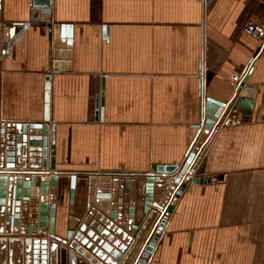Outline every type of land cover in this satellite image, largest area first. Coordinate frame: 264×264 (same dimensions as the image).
I'll use <instances>...</instances> for the list:
<instances>
[{"label":"crops","instance_id":"obj_1","mask_svg":"<svg viewBox=\"0 0 264 264\" xmlns=\"http://www.w3.org/2000/svg\"><path fill=\"white\" fill-rule=\"evenodd\" d=\"M33 7L34 0H1L0 132L8 122H45L50 83L48 151L54 144L56 172L146 173L153 165L181 164L195 146L208 152L215 145L209 172L191 175L208 180L186 185L146 264H264V42L244 31L249 20L264 19V0H52V23L66 32L59 48L72 52L65 70L53 69V33L46 22L31 21ZM6 23L15 27L9 43ZM241 87L253 88L254 96H242ZM209 114L217 119L201 138ZM8 147L4 169H24L8 165L15 146ZM24 176L0 174L12 208L0 237L57 242L29 231L39 204L25 199ZM48 177V195L57 197L53 232L69 238L89 209L88 179L77 177L71 188L70 175ZM128 186L124 198L112 192L111 206L126 212L131 223L120 225L132 233L148 204L170 193L167 184L148 185L144 177L133 197ZM7 239L0 264L24 262L22 246Z\"/></svg>","mask_w":264,"mask_h":264},{"label":"water","instance_id":"obj_2","mask_svg":"<svg viewBox=\"0 0 264 264\" xmlns=\"http://www.w3.org/2000/svg\"><path fill=\"white\" fill-rule=\"evenodd\" d=\"M52 0H34V7L32 10L31 21L46 22L49 30L53 33L54 38V55H53V69L65 70L71 69L72 52L68 49L59 48L61 44L60 38L66 36L64 30L65 26L58 23H52L53 17L49 7ZM1 7V0H0ZM1 21V16H0ZM15 27L12 23H6L4 26V41L9 43L10 37L14 34ZM59 48V49H58ZM48 80L50 77H47ZM45 94V114L43 123H13L8 122L1 126L0 132V174L6 172L25 173L23 184L27 187L24 190L25 199L31 196L39 204V214L36 222L33 223L29 231L31 233L46 234L57 240L48 245V237L46 236H18L7 239L6 236L0 237V243L9 240L10 244H19L24 249V262L19 264H86L84 260L78 258L76 252L83 255L92 264H118L122 258V253L127 252V258L119 264H146L157 240L173 212L179 197L181 196L186 185L191 181L192 183L207 181L208 178H192L191 175L195 172L204 174L210 170V162L212 159V151L208 150L207 146L199 148L197 146L192 148L188 158L179 165H153L150 172H113V171H85V172H56L55 171V146H50L48 151V123L50 121V83L46 84ZM239 92L244 97H253L254 89L247 87ZM241 101V100H240ZM97 107L99 100L96 101ZM244 114H249L250 109L241 108ZM217 119V115L209 114L203 128L204 132L201 134L203 138L204 133L207 132L208 125ZM28 132L30 136L28 137ZM52 140L54 142V129ZM27 142L31 145L29 148L30 159H26ZM9 145H14L15 163L8 164L20 165L24 169H4L6 150H12ZM7 148V149H6ZM207 152V155H206ZM50 155V164L48 166L47 157ZM206 155L204 166H199L203 157ZM35 157V158H33ZM195 159V160H194ZM28 167V168H27ZM9 170V171H8ZM52 174H67L70 175L71 188L75 187L77 177H84L88 179V212L83 218L82 223L76 228L74 233L70 234L69 238H60L54 234V221L56 217L57 197L54 192L48 195V175ZM54 176L53 179H55ZM138 177H144L148 185L157 183L159 186L168 185L167 192L169 194L168 200H162L156 205L147 206L144 216V223L141 228L132 233L128 232L123 226L131 223L128 221L126 212L121 209L111 206V198L113 191H116L118 198H124L125 186L128 183L130 196L134 195L137 189ZM52 179V180H53ZM42 185V188H41ZM54 186V183H52ZM1 186V184H0ZM127 187V189H128ZM114 188V189H113ZM19 187L16 193H20ZM172 193V194H171ZM133 197V196H132ZM148 200H152L150 195H147ZM11 199H9V202ZM7 198L6 192L0 189V223L3 221V215L12 212L11 206L6 207ZM10 205V204H9ZM154 206V207H153ZM36 216H33L34 218ZM35 219V218H34ZM49 222V226L41 225ZM49 225V224H48ZM133 229V228H131ZM50 230V232H49ZM21 233H28V227H21ZM152 236V238L149 237ZM148 235V236H147ZM147 236L149 241L143 245V239ZM146 238V240H147ZM58 241L62 243L59 246ZM65 245V246H64ZM73 250H69L68 247ZM131 245V246H130ZM114 248H118L116 251ZM76 251V252H75ZM106 253L109 255L107 256ZM125 257V256H124ZM123 257V258H124ZM2 264L8 263L4 260Z\"/></svg>","mask_w":264,"mask_h":264},{"label":"built area","instance_id":"obj_3","mask_svg":"<svg viewBox=\"0 0 264 264\" xmlns=\"http://www.w3.org/2000/svg\"><path fill=\"white\" fill-rule=\"evenodd\" d=\"M244 31L246 33H249L256 38H258L261 42H264V19L256 22L253 20H249L245 25H244ZM238 115H234L233 118L229 119L230 120H237Z\"/></svg>","mask_w":264,"mask_h":264}]
</instances>
